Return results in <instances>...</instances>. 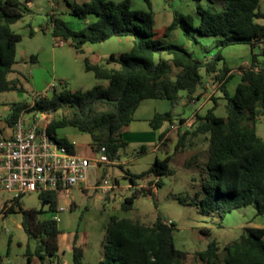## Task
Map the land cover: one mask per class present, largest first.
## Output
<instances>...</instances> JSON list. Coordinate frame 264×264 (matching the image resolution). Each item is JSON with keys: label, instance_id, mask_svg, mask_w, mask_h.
<instances>
[{"label": "trees", "instance_id": "16d2710c", "mask_svg": "<svg viewBox=\"0 0 264 264\" xmlns=\"http://www.w3.org/2000/svg\"><path fill=\"white\" fill-rule=\"evenodd\" d=\"M30 0H0V93L25 91L20 80L10 79L17 62V44L22 33L16 32L12 25L32 12ZM145 10H136L131 0H90L83 4H71L72 14L81 19L95 15L81 29L70 27L55 11L49 13V24L56 39L69 43L79 49L87 42L98 43L114 36H129L133 45L127 52L112 53L104 64H90L98 79L108 84H95L91 88L69 89L66 84L61 88L54 86L51 95L36 96L31 105L12 103L10 113L5 118L13 125L23 110L34 114L46 111L54 115L48 132L60 143L72 148L66 138H58L56 129L74 126L91 135L94 146H102L114 160L124 142L120 131L134 119L141 102L148 98L167 99L172 106L183 97L196 99L203 92L200 89L203 72L214 74V81L222 94L212 95L214 102L205 114L196 113L192 128L178 131L175 150H184L190 137L203 135L207 141L206 158L200 159L193 154L187 161L189 168H197L201 188L194 195L179 196L184 204L197 206L203 214H217L223 218L233 210L252 205L256 215H264V138L257 132V120L264 116V68L257 67L258 57L253 55L250 67L244 68L240 82L234 93L227 88L231 80L230 68L225 62V47L237 44H257L264 41V25L256 20L264 17L259 9L260 0H221L222 7L208 0L204 6L197 0V13L200 21L196 24L193 14L179 10L174 12L172 22L163 35L167 36L176 28H181L191 37L196 31L201 35L214 36V48L207 58H199L184 46L164 42L155 29L153 0H143ZM34 30L30 34H33ZM196 39V37H194ZM264 54V50H262ZM166 53L169 58L162 54ZM159 57L157 58V55ZM108 64H116L109 67ZM186 92V95L182 94ZM198 91H201L199 94ZM219 98H224L225 115L215 112ZM184 118L180 122H184ZM172 124V110L156 113L151 119L153 128H160L164 122ZM165 143L167 133L160 135ZM172 155L157 159L146 171L129 175L135 186L133 193L123 202V209L134 207L137 197L154 194L153 179L150 188L139 186L138 180L156 177L158 187L163 185V175L172 174L170 168ZM6 209L4 213L15 211L20 203ZM42 204H49L50 210H57L58 197L55 193H41ZM22 226L29 238L26 250L27 264L33 257L42 263L58 258L59 236L61 230L55 218L40 219L42 210L24 209ZM175 222L159 215L149 224L121 215H112L106 226L102 241L103 259L99 264H186L188 253L175 245ZM77 235L73 239L74 264L83 263V248L78 244ZM31 241H35L34 249ZM190 264H264V227L245 226L234 241L224 247L216 240L209 243L205 250L195 253Z\"/></svg>", "mask_w": 264, "mask_h": 264}, {"label": "rangeland", "instance_id": "374dc122", "mask_svg": "<svg viewBox=\"0 0 264 264\" xmlns=\"http://www.w3.org/2000/svg\"><path fill=\"white\" fill-rule=\"evenodd\" d=\"M87 1L90 0H30L28 3L34 7V13L26 15L23 19L13 24L12 27L16 32L22 34L29 32V26H31L33 30H36L37 27L49 22V12L54 10L67 21L70 27L77 30L81 29L89 20L81 19L73 15L71 4H83ZM131 1L133 9H146V7L144 8L143 0ZM52 2L55 3V8L52 7ZM201 2L204 6L209 5L208 0H202ZM197 3V0H153L154 19L159 37L164 42L182 45L195 56L207 58L211 55V50L208 49L211 48L215 50L213 42L214 36H205L193 31L191 37H188L181 28L172 30L167 36H164L162 33L166 24L172 20V16L176 10L185 14H193L196 18L195 23L198 24L200 17L196 9ZM213 5L220 8L222 7V1L215 0ZM40 31L42 35H48V37L53 39V32L51 29L45 32L42 30ZM194 37H196V39ZM116 39L117 38L105 44L106 47L113 50L111 52L120 54L131 49L132 42L129 38H126L128 42L124 40L125 43H120ZM29 42H31V40L27 38L23 44ZM66 45L67 47H71L67 42ZM46 48L47 49L42 52V58L49 61L52 57L53 47L52 45H48ZM162 55L165 58H169V55L166 53ZM20 56L21 54L19 53V60ZM158 57L159 54L157 55V58ZM36 64L37 62L32 63L30 60H20L17 64L16 68L24 74L20 79L26 90L0 93V119L2 121H4L10 113V106L12 103H31L34 101L37 91L33 87L31 80L28 79V74L30 70H39ZM58 67L60 69V66ZM46 68L48 71L52 70V66L49 62ZM202 72L203 80H210L203 70ZM47 74L50 75L51 73L48 72ZM9 77L14 78L15 74L11 73ZM234 82L235 80L231 83ZM54 84L57 88L62 87V83L58 79L54 80ZM67 86L69 89L75 90L71 87V84H67ZM212 88L214 89L216 86L211 85L210 89ZM41 90V92L46 95H51L53 92L51 85ZM209 93L208 91H204V97L200 101L177 104L175 105V110L182 116H190L200 107L201 102H205L199 110L204 112L207 105L212 103L211 98L207 97ZM182 94L186 95V92L182 91ZM225 112V107L220 108V114H226ZM61 113L63 112L59 111L52 115V117H59ZM193 125L194 122L193 124H188L186 127L192 128ZM257 132L264 138V116L259 117L257 120ZM68 133H77L87 137L88 147L91 149L90 143L92 142V138L89 133L82 132L74 126H65L56 129L58 138ZM176 139H178V134L175 130L174 140L166 143L167 148L172 147L171 149H173L171 152L172 159L169 164L174 172L162 176L163 185L160 187L155 184L157 178L151 177L150 179L154 181L151 189L154 188L155 193L137 197L134 207L130 210H124L122 206L125 198L132 195L133 190L128 188V184H130L129 176H127L126 171L119 165H112L106 176V178L110 179L114 184L115 191L103 193L93 189L84 191L80 188H74L72 190V195L75 205L65 211L50 210L48 203L45 205L42 204L39 192H31L21 196V204L16 207L15 211L4 213L2 207L10 194L0 192V264H19L25 256L29 238L22 227L23 214L20 210V206L24 209L36 208L42 210L39 214L40 219L55 218L58 221L61 230L58 251L60 264H64L65 261L69 264H74L73 239L75 235L78 237V244L83 248V263L99 264L104 256L102 241L106 232V226L110 217L115 214L140 218V220L149 224L153 223L159 215L174 221L176 225L174 230L175 245L178 249L188 253L186 264H190L193 261L195 253L205 250L213 240H216L221 246V253L224 255V247L241 235L243 232L242 224L248 220L254 219L256 210L250 205L242 210L230 212L221 218L217 214H203L199 211L197 206L181 203L177 197L187 196L189 194L194 195L195 192L201 188L199 170L197 168H189L187 166V161L193 154H199L200 159L204 160L206 158L207 141H205L203 135L190 137L187 140V146L184 150H175L174 142ZM140 148L141 144L131 143L127 146H121L119 151L123 158H127L131 154L139 151ZM116 176H119L120 179L119 187H116L113 181V178ZM147 178L138 181L143 182L142 184H145V187L150 188V180L144 181ZM58 202L66 203V199L62 197ZM30 243L32 249H34L36 244L35 241H31ZM57 260L58 258L55 259L54 262L47 260L41 264H57Z\"/></svg>", "mask_w": 264, "mask_h": 264}, {"label": "crops", "instance_id": "0c3cea01", "mask_svg": "<svg viewBox=\"0 0 264 264\" xmlns=\"http://www.w3.org/2000/svg\"><path fill=\"white\" fill-rule=\"evenodd\" d=\"M115 1H122V0H115ZM29 6L32 9V12L28 15H31L34 13L35 9L30 4ZM145 7L147 8L144 2V8ZM259 9L262 13H264V0H260ZM173 17L174 15L172 16V20ZM95 18H96L95 15L91 14L86 19H88L90 22ZM172 20H170V22L166 24L162 33H164L166 27L172 22ZM256 21L264 25V17H259L257 18ZM26 24L29 25L28 23ZM49 29L52 30L51 25L48 22L45 25L37 27L36 30H34L33 34H30L31 31L33 30L31 26H29L28 33L22 34L23 35L22 40L17 44V52H16L17 62L14 66L15 70L14 72H12L13 74H15V77L10 78L14 80L19 79L21 82L20 78L24 74L23 72L18 70V68H16L20 60H24V61L30 60L32 63L37 62L36 67H38L39 70H30L28 74V79L31 80L33 87L37 91L36 96L42 95L43 93L41 92L42 91L41 89H46L49 85L54 84V80L56 79H58L62 84H66V85L71 84L72 85L71 87H73L74 89H78V88L88 89L98 83L107 85L108 81L98 79L94 71L90 70L87 67V62L90 64L106 63V59L114 52H111L113 50H110V48L106 47L105 44H108V42H111L115 38H117L116 40H118V42L120 43L128 42L127 41L128 39L126 38H129L132 42V38L129 36H114L103 42H98V43L87 42L86 44L83 45L82 48L77 49L71 45H70L71 47H67L66 42L56 39L54 35H53V39L48 37V35H42L40 30L45 32ZM155 29H156V24H155ZM156 31L159 35L157 29ZM27 38L30 39L31 42L23 44V42H25ZM124 40L126 41L124 42ZM214 41H215V37L213 39V42ZM48 45H52L53 47L52 57L51 60L49 61L42 58V52H44L45 49H47L46 46ZM110 45L112 46L111 43ZM262 50H264V41L257 44H237L224 48L223 54L225 57V62L230 68L229 74H232L231 80L227 83V88L231 93H234L237 84L240 82L243 69L250 67L252 65L254 54L260 55L258 57V62H256V65H258L257 67L264 68V54H261L263 53ZM19 53L21 54L20 60H19ZM48 62L52 66L51 71H48V69L46 68ZM58 66H60V69ZM108 66L115 67L117 65L108 64ZM48 72H50L51 74L48 75L47 74ZM207 75L208 78H210V80L202 79L200 89L203 92V94L201 95V97L196 99H189L185 96L178 103V104L181 103L187 104L190 102L192 103V102L200 101L204 97V91L205 92L208 91L209 93L211 90V92L208 94L207 97L211 98L212 103L207 105L206 110L204 112L199 110L202 108L205 102H201L200 107L197 110H195L193 114H191L190 116H182L180 115V113H178L175 110V106H172L171 102L167 99H160V98L144 99L137 108L133 121L128 126L122 128L120 131L121 139L124 142L123 146H127L131 143H137V144H141L140 150L137 151L136 153L131 154L127 158H123L120 154V151H118V155L116 159H114L115 162L112 164H106L104 166L102 176L106 178L107 173L109 172L112 165H119L123 170L126 171L127 176L140 174L148 170L155 163L157 159H164L167 156L171 155V152L173 150L171 149L172 147L167 148L166 143L163 140H161L160 135L166 132L167 137L169 138V142L174 140L175 130L177 131L178 134L179 129H181L182 131L185 129H189V127L186 126L191 123L193 124L195 120L194 115L196 113L205 114L206 111L213 106L214 104L212 100L213 94L222 97V94L218 90V84L214 81V74L211 73ZM234 80L235 82L231 83ZM211 85L213 86L215 85L216 88L210 89ZM24 89L26 90L25 87ZM201 91H198L197 93L199 94ZM218 101H219V106L217 107L215 112L219 115H225L224 113L222 114L219 113L220 108L225 107V99L219 98ZM23 103L31 105L33 102L31 103L23 102ZM170 110H172L173 112L174 122L172 124H169V121H166L160 128L158 129L153 128V126L151 125V119L155 116V114L166 113ZM26 111L27 110H23L22 113L25 112L29 115H34L33 112H29V111L26 112ZM181 118L185 119L184 122L182 123L180 122ZM172 125H174L175 127H172ZM11 133H12V125H10L6 121V119H4V121L0 119V135L1 134L10 135ZM61 138H66L72 144V149L82 155L88 157H95L98 154V149L94 146L93 141L90 143L91 149L88 147V138L84 137V135L77 133H68ZM176 142L177 139L174 142L175 143L174 145H176ZM150 178L151 177L147 178L144 181H148L150 180ZM113 181L116 187L120 186L119 176L114 177ZM142 183L143 182H139V186H145V184ZM134 187L135 186L130 181V184H128V188L133 190ZM90 189L93 188H86L82 190L87 191ZM112 191H115V187H113L109 192ZM242 209L243 208L237 210H242ZM245 226L264 227V215L257 216L255 213L254 219L248 220L244 222V224H242V227ZM27 263H28V259L25 255L24 258L19 262V264H27ZM41 263L42 262L37 257H33L32 264H41ZM57 264H60L59 253H58ZM64 264H69V263L65 261Z\"/></svg>", "mask_w": 264, "mask_h": 264}, {"label": "built area", "instance_id": "2783aa9c", "mask_svg": "<svg viewBox=\"0 0 264 264\" xmlns=\"http://www.w3.org/2000/svg\"><path fill=\"white\" fill-rule=\"evenodd\" d=\"M51 119L52 114L46 111L34 115L23 112L12 125V133L0 135V192L10 194L2 208L12 206L26 193L51 192L58 201L66 199L57 205L58 211H65L74 206V188L109 193L114 187L102 176L104 166L115 162L106 147L102 146L95 157L74 151L48 132Z\"/></svg>", "mask_w": 264, "mask_h": 264}]
</instances>
